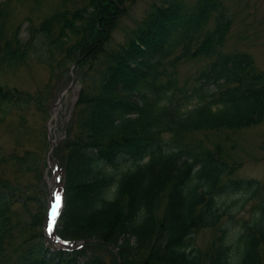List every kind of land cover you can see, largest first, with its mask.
Here are the masks:
<instances>
[{
    "label": "trees",
    "instance_id": "16d2710c",
    "mask_svg": "<svg viewBox=\"0 0 264 264\" xmlns=\"http://www.w3.org/2000/svg\"><path fill=\"white\" fill-rule=\"evenodd\" d=\"M218 8V0L192 5L168 0L154 6L124 44L104 50L99 34L88 41L98 31L91 11L82 20L67 10L53 14L23 40L9 30L7 8L0 3V66L24 63L38 46L59 48L74 33L69 26L84 23L90 32H82L80 43L70 49L85 50L87 43L100 47L102 63L83 84L85 110L78 132L66 141L75 169L73 187L50 231L60 245L83 243L53 245L43 230L45 211L40 228L27 233L11 264H96L99 247L117 264H264V183L222 180L229 169L220 157L195 149L173 132L238 128L264 110V75L247 54L222 49L225 15L217 19L214 33L196 40ZM179 50L183 57L207 60L195 84L184 91L164 66ZM114 90L132 94L133 100L109 97ZM0 91L2 99L11 92L19 104L30 100L1 84ZM4 190L1 186V212L5 198L14 195L13 189ZM248 201H253L248 218L236 216ZM203 228L218 231L206 253L194 242ZM10 238L0 234V250L9 247ZM119 240L124 252L116 249Z\"/></svg>",
    "mask_w": 264,
    "mask_h": 264
},
{
    "label": "rangeland",
    "instance_id": "374dc122",
    "mask_svg": "<svg viewBox=\"0 0 264 264\" xmlns=\"http://www.w3.org/2000/svg\"><path fill=\"white\" fill-rule=\"evenodd\" d=\"M167 1L94 0L92 8H89L90 0H0V3L7 8L9 30L18 31L23 40L30 38L28 35L31 28H36L41 21L53 14H62L67 10L68 14L75 13L82 20L87 11H91L95 15L93 24L98 31L93 34L91 30L93 35L89 36L88 41L99 34V43L103 41L100 46L104 50H112L129 39L131 32L154 6ZM177 1L192 5L197 0ZM218 2L217 12L204 25L197 42L214 33L217 19L225 15L227 29L222 36V49L225 52L247 54L252 67L264 75V0ZM101 7V12L95 14ZM102 16L110 17L109 22L103 23ZM69 27L74 33H69L70 36L60 42L59 48L66 47L64 51L57 46L47 49L46 45L45 48L42 45L31 50L24 63L11 67L0 66V84L11 88L17 97L19 93L23 97H30L29 101L20 104L14 100L15 96L11 92L6 94L7 98H0V187L3 186L6 189L4 191L9 188L14 190V195L5 198L2 212L0 211V234L11 237L9 247L0 250V264H11L27 233L40 228L39 223L45 211L47 215L46 203L47 208L50 204V191L56 199L59 197V209L50 222L51 228L58 224L62 206L73 187L75 169L68 159L66 141L78 132L79 121L85 110L83 103L86 94L82 91L83 84L97 73L95 70L102 63L97 57L100 53L97 49L100 47L87 43L85 50L81 47L75 49V46L70 49L72 43H80L82 32H90V26L84 23ZM89 52L93 55L89 56ZM205 65L207 66V60L183 57L179 50L165 60L164 66L166 73L175 77L179 88L184 91L195 84ZM213 85L208 87L209 90H215ZM115 90L108 93V96L133 100L132 94ZM0 95L2 96L1 91ZM79 99L82 100V105L78 103ZM54 105L55 112L49 123L48 135L47 123ZM173 132L195 149L209 151L220 157L229 169L222 174V180L253 178L264 183V110L252 122L238 128H200L191 131L178 128ZM49 140L53 142L51 149ZM44 189L47 192L46 199ZM252 205L253 201L246 202L236 216L248 218ZM160 209L162 210L161 207ZM160 214L159 210V216ZM29 226L30 229L26 230ZM217 236L216 228H203L196 233L194 242L206 253ZM114 243L116 249L124 252L121 240ZM98 249L102 263L96 258V264H117L110 252L105 254L100 247Z\"/></svg>",
    "mask_w": 264,
    "mask_h": 264
},
{
    "label": "water",
    "instance_id": "95a60500",
    "mask_svg": "<svg viewBox=\"0 0 264 264\" xmlns=\"http://www.w3.org/2000/svg\"><path fill=\"white\" fill-rule=\"evenodd\" d=\"M55 106L56 105H54L53 107L54 108H52V111H51V116H50V118H49V120H48V123H47V130H48V132H49V122H50V120H51V118H52V116L54 115V109H55ZM50 142V149L53 147V142L50 140L49 141ZM55 202V201H54ZM49 220H50V217H47L46 218V221H45V224H44V227H45V229H48V227H49ZM48 238H49V240H50V235L48 234ZM67 245H65V247H66Z\"/></svg>",
    "mask_w": 264,
    "mask_h": 264
},
{
    "label": "snow or ice",
    "instance_id": "6c2138e0",
    "mask_svg": "<svg viewBox=\"0 0 264 264\" xmlns=\"http://www.w3.org/2000/svg\"><path fill=\"white\" fill-rule=\"evenodd\" d=\"M57 202L59 203V197H57ZM50 228H51V225H50Z\"/></svg>",
    "mask_w": 264,
    "mask_h": 264
},
{
    "label": "bare ground",
    "instance_id": "6f19581e",
    "mask_svg": "<svg viewBox=\"0 0 264 264\" xmlns=\"http://www.w3.org/2000/svg\"><path fill=\"white\" fill-rule=\"evenodd\" d=\"M53 210H54V208H53ZM44 231H45V230H44ZM46 232H48L47 229H46Z\"/></svg>",
    "mask_w": 264,
    "mask_h": 264
}]
</instances>
